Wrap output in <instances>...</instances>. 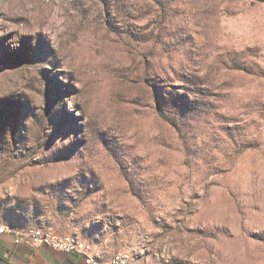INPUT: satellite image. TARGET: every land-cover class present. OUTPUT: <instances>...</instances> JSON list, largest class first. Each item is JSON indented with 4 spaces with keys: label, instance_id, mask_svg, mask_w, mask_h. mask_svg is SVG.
<instances>
[{
    "label": "rangeland",
    "instance_id": "1",
    "mask_svg": "<svg viewBox=\"0 0 264 264\" xmlns=\"http://www.w3.org/2000/svg\"><path fill=\"white\" fill-rule=\"evenodd\" d=\"M3 226L264 264V0H0Z\"/></svg>",
    "mask_w": 264,
    "mask_h": 264
},
{
    "label": "crops",
    "instance_id": "2",
    "mask_svg": "<svg viewBox=\"0 0 264 264\" xmlns=\"http://www.w3.org/2000/svg\"><path fill=\"white\" fill-rule=\"evenodd\" d=\"M0 233V264H85L82 255L63 253L47 246L15 242L16 234ZM92 257L95 256L88 250Z\"/></svg>",
    "mask_w": 264,
    "mask_h": 264
},
{
    "label": "built area",
    "instance_id": "3",
    "mask_svg": "<svg viewBox=\"0 0 264 264\" xmlns=\"http://www.w3.org/2000/svg\"><path fill=\"white\" fill-rule=\"evenodd\" d=\"M0 233H10L14 234V231H7L0 227ZM15 242H25L33 247L47 246L56 251L63 253H77L83 256L85 264H102V260H99L95 256V260L86 259V247L84 249H76V246H67V241L63 235H55L51 232L42 237L35 236H21L17 233L15 234ZM135 258L129 252H120L117 253L114 257L112 264H135Z\"/></svg>",
    "mask_w": 264,
    "mask_h": 264
},
{
    "label": "bare ground",
    "instance_id": "4",
    "mask_svg": "<svg viewBox=\"0 0 264 264\" xmlns=\"http://www.w3.org/2000/svg\"><path fill=\"white\" fill-rule=\"evenodd\" d=\"M1 228H3L4 230H7V231H14L13 229H11L9 227H6V226H3ZM47 233H49V232H43L41 230H36V231H33V232L29 233V235H27V236L42 237V235H46ZM64 238L67 241V246H76V249H84V246H85L86 247V259L87 260H95L94 257H92L90 254L87 253L88 252V248H87V246L85 245V243L83 241H81L77 237H71V236L70 237H64ZM114 257L109 262H102V264H112V261H113Z\"/></svg>",
    "mask_w": 264,
    "mask_h": 264
}]
</instances>
